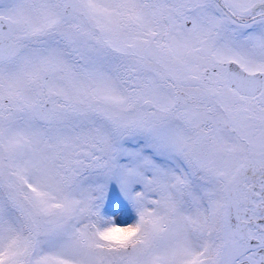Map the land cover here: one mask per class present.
Segmentation results:
<instances>
[{"label":"snow or ice","instance_id":"snow-or-ice-1","mask_svg":"<svg viewBox=\"0 0 264 264\" xmlns=\"http://www.w3.org/2000/svg\"><path fill=\"white\" fill-rule=\"evenodd\" d=\"M0 264H264V0H0Z\"/></svg>","mask_w":264,"mask_h":264}]
</instances>
